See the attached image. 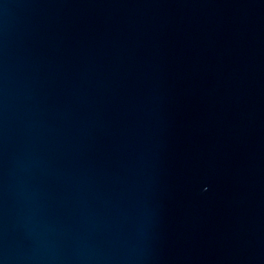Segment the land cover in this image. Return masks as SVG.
<instances>
[{
	"label": "water",
	"instance_id": "obj_1",
	"mask_svg": "<svg viewBox=\"0 0 264 264\" xmlns=\"http://www.w3.org/2000/svg\"><path fill=\"white\" fill-rule=\"evenodd\" d=\"M0 264H264V0H0Z\"/></svg>",
	"mask_w": 264,
	"mask_h": 264
}]
</instances>
